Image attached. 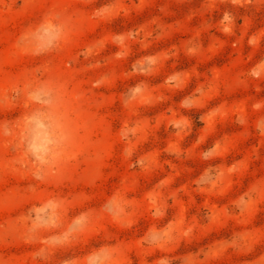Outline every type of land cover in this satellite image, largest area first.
<instances>
[{"label":"rangeland","instance_id":"obj_1","mask_svg":"<svg viewBox=\"0 0 264 264\" xmlns=\"http://www.w3.org/2000/svg\"><path fill=\"white\" fill-rule=\"evenodd\" d=\"M105 6L112 11L96 16ZM225 11L235 18L231 34L220 24ZM46 20L63 35L37 52ZM129 30L138 35L127 38ZM150 55L158 57L152 71L133 72ZM261 59L264 0H0V264H85L101 248L112 250L111 264H264V68L260 79L249 75ZM174 73L179 81L166 84ZM141 82L145 93L125 105ZM188 96L190 109L181 107ZM185 117L188 127L170 126ZM125 126L137 128L128 140ZM38 139L51 141L44 164L30 150ZM217 141L215 157L203 159ZM141 157L146 167L130 166ZM245 194L251 203L241 213L235 203ZM110 198L124 205L121 223L105 210ZM81 213L88 227L50 245ZM37 217L45 223L34 226ZM168 226L170 243L143 242L149 229ZM238 235L246 238L237 247L225 245Z\"/></svg>","mask_w":264,"mask_h":264},{"label":"clouds","instance_id":"obj_2","mask_svg":"<svg viewBox=\"0 0 264 264\" xmlns=\"http://www.w3.org/2000/svg\"><path fill=\"white\" fill-rule=\"evenodd\" d=\"M251 0H231V4L235 7H243L245 4L250 3ZM112 11L111 6H105L96 11V16H105L109 14ZM235 23V18L231 12L225 11L222 15V18L220 20V24L223 25V32L225 34H231L232 29ZM36 38L39 40V45L37 47V52L44 51L46 49L52 48L55 46V44L61 39L63 35V27L60 25L53 24L50 20H46L44 23H42L37 32L35 33ZM138 35L137 31L129 30L126 34L127 38L134 39ZM125 41V34H116L114 36V42L118 44H123ZM249 45L256 46L258 44L257 39L255 36L250 37L248 41ZM199 48V45H195L193 47H190L188 49L189 54H195L197 49ZM88 54L92 53V49L89 48L86 50ZM126 55L125 52H118L116 53V58L120 59L123 58ZM158 57L155 55H150L143 57L141 60H137L133 65V72H140L141 74H147L150 73L153 69V67L157 64ZM264 68V59H261L257 62V65L253 66L252 69L249 70V75L253 79H260L261 74L256 71V68ZM180 74L174 73L173 75L169 76L167 80L165 81L166 84H171L174 81H179ZM106 78H103L101 80L96 81V83L93 85V87H98L101 83L105 82ZM147 88V85L144 82H141L134 87H132L129 90L127 99L125 100V105H127L130 101L135 100L138 97H141ZM259 86H257V91H259ZM197 91H200L199 89ZM196 104V101L191 97H185L181 100V107L184 108H192ZM261 105L259 103H256L253 105L254 110H259ZM219 109H215V112H218ZM201 120L204 119L203 116L200 117ZM264 118H261L257 122V131L264 135ZM190 121L187 117L184 119L173 122L170 126L177 130H183L185 127H188ZM237 124L244 123L240 119V117H237L236 119ZM39 126V125H38ZM137 133L136 127H127L125 126L124 129L121 130V136L122 139L128 140L130 135H135ZM179 134V132H177ZM48 143H51V141L38 139L37 141H34L32 144L30 150L32 154L34 155L35 159L38 160L41 164L47 163L48 161L45 159V156L48 153L47 145ZM220 148V143L214 142L211 148L205 149L202 153L203 159H211L214 158L217 154L218 150ZM171 154V153H170ZM125 155L126 157H131L133 155V152L130 149H125ZM131 167H146V160L144 157L139 158L135 163L130 165ZM211 167V166H209ZM237 170V164H232L228 167V172L232 173ZM205 171H208V169H205ZM166 184V181H160L158 184L159 188H162ZM158 196L159 193H155L152 195L150 199V203L153 205H156L158 203ZM251 203V196L248 194L242 195L238 198V201L235 203V208L238 212H244ZM49 207L52 209H55L58 207V205L54 204L53 202H49ZM105 210L107 211L108 215H110L113 218V221L116 223H121V217L125 213V208L123 203L118 199H111L106 202ZM164 214L163 210L159 207L156 208V211L154 212L155 217H160ZM41 223H45L40 217H37L34 226H39ZM54 226V221L52 222ZM89 224V214L88 213H81L79 216H77L73 222L71 227L65 231L63 234L53 237L49 240V244L52 246L57 245H64L68 242L69 237L73 235V233L76 232H83ZM172 229L171 227H166L163 230H157V229H149V231L146 233L145 237L143 238V242L147 243L148 245L152 247L162 248L164 245L170 243L173 240L172 235ZM191 233V229H188L187 231L183 232L184 237H188ZM246 237L244 235H238L235 239H233L230 242H225V245L228 247H237L238 241H243ZM191 257V256H189ZM112 262V250L107 248H101L97 251L89 254L85 259V264H111ZM64 264H76V261L69 260L65 261ZM157 264H170V261L167 258L160 259ZM184 264H189V261L185 259Z\"/></svg>","mask_w":264,"mask_h":264}]
</instances>
